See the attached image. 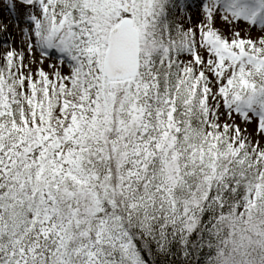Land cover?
Masks as SVG:
<instances>
[{"label":"snow or ice","instance_id":"1","mask_svg":"<svg viewBox=\"0 0 264 264\" xmlns=\"http://www.w3.org/2000/svg\"><path fill=\"white\" fill-rule=\"evenodd\" d=\"M0 264H264V0H0Z\"/></svg>","mask_w":264,"mask_h":264}]
</instances>
